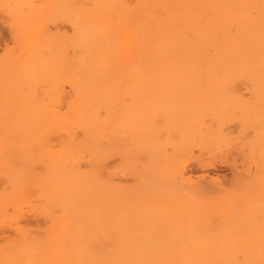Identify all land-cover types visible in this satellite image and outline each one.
Here are the masks:
<instances>
[{"label": "bare ground", "instance_id": "obj_1", "mask_svg": "<svg viewBox=\"0 0 264 264\" xmlns=\"http://www.w3.org/2000/svg\"><path fill=\"white\" fill-rule=\"evenodd\" d=\"M252 1L42 0L40 5L36 0L0 1L3 10L8 9L14 41L23 46L0 63V232L6 226L16 231L0 244V264H264L260 241L244 243L236 236L217 245L216 236L207 239L201 230L213 207L207 195L226 190L223 178L212 174V169L226 162L235 170L234 182L242 178L236 159H231L235 156L231 149L237 147L230 148L241 135L200 126L196 117L204 102L178 100L172 92L148 91L198 87L220 78L264 81V12L258 16L238 12V5ZM260 2L263 9L264 0ZM51 9L66 17L72 31H56L70 46L66 61L59 54L61 65L70 70L65 69L69 106L56 119H32L27 117L30 111L35 114L42 107V100L34 103L36 97L27 91L36 81L38 67L48 64L43 69L53 66L55 71L61 62L58 58L60 62L44 63L49 59L41 57L48 48L49 31L45 33L46 25L36 31L43 25L34 24L35 18L44 20ZM40 13L43 17H35ZM33 39L45 48L41 50L39 43L35 47ZM28 43L31 54L26 51ZM53 76L57 80V74ZM125 88L133 91L122 99L119 92ZM52 96L59 99L57 92ZM116 106L130 118L135 140L151 139L161 147L155 159L139 164L137 172L148 180L156 179L153 188L148 186L152 193L109 183ZM53 135L58 143H51ZM249 141L240 143L245 146ZM248 149L244 151L249 153ZM178 166L181 177L196 181V187L174 184L171 178ZM208 177L209 181H202ZM253 185H243L246 193L232 210L242 208L243 212L241 204L247 201L258 205L255 216L233 217L238 224L243 219L249 223L264 220L260 217L264 190ZM231 195L226 191L217 200L226 201ZM24 205L41 214L44 224L20 223L17 210L25 209ZM225 206L229 210L230 205ZM149 209L173 212L139 213ZM226 209L224 213L229 212Z\"/></svg>", "mask_w": 264, "mask_h": 264}, {"label": "rangeland", "instance_id": "obj_2", "mask_svg": "<svg viewBox=\"0 0 264 264\" xmlns=\"http://www.w3.org/2000/svg\"><path fill=\"white\" fill-rule=\"evenodd\" d=\"M0 1L2 2V0H0ZM7 1H9V0H7ZM10 1H12V0H10ZM132 1H133L132 3L134 4V0H132ZM10 3H12V2H10ZM36 3H38L40 5V4H42V0H36ZM225 4L226 3H222V6L226 7ZM1 5H0V63L3 62L5 59L7 62V60L10 59V55H15L16 54L15 52H17L18 49L20 51V48L23 47L22 45L20 46V44H17L14 41V37H13V34L11 32L10 24L8 21L10 18L9 17L10 15L9 16L7 15V14H9V13H7L8 9L6 7V9L3 10L4 7L2 8ZM261 5H262V2H260V0H254L251 3L248 2L242 6L238 5V8H239L238 12L241 11V13H243V11H244L247 14H252L253 16L254 15L258 16L259 14L264 12V10H263L264 8L262 9ZM234 7L235 6H233V8ZM241 8L242 9L244 8L246 10H244V9L242 10ZM51 10H52L51 14L49 11H46L45 14H47L46 15L47 17H45V15H43L44 13L43 14L40 13V15L39 14L35 15V17L36 16L40 17L43 15L44 20L38 19V18L37 19L35 18V20H34L35 25L40 24V23H41V25H43L42 28L39 26V28L41 30L39 28H38V30H36L37 29L36 28L35 29L36 31L41 32L42 29L44 28V26L45 25L47 26V29L46 28H44V29H45V33L49 31L48 33L50 35L49 36L50 38L48 37V35H46V38L47 37L48 38L45 40V44L47 41L48 45L50 47L46 44V47H48V48L44 52L42 51L43 52L42 53L40 51L45 48V47H43V45H40V43H39V42H42V40L40 41V38H38V37H37L38 38L37 40H39V42L36 39L35 40L33 39V40L35 41V47L39 43V47L41 49L40 50L38 47L37 49H39V51H37V53L40 52V54L42 53L43 56L44 55L46 56V57L41 56L43 59L46 58V60H47V58H49L48 59L49 61L53 59V61H52L53 63H54V60H56L57 62H60V60H61V62L58 66H60L63 69H60V67H58L54 71L53 70L54 67L50 64H49V66H52V67H48L47 70L45 67L43 69V66L47 67L48 64L47 65H40L41 67H38L39 70H38V73L36 72V76H35L36 81L33 82V84L28 87L27 91H29V92L31 91L30 94L33 93L31 98L36 97V100H35V98H33L35 101L34 103H38V99L42 100V104L40 105L42 107L40 108L41 110L40 109L38 110V113L37 112L35 114L32 113L33 115L31 114V111H30V115H27V117L28 118L33 117L32 119H34V118H38V119L52 118V120H53V118H54L53 116H55V119H56V118H58L60 112L68 111L66 109L69 106L68 105L69 98H67L66 96L69 95L68 92H70V85H69V82H67V80H66V76L68 74L65 72V69L68 70L67 71L68 73L70 72V70H69L68 66H66V68H64L65 66H62L63 65L62 59L64 57H68V54L70 55V49H69V52L66 49V47L69 48L70 46L68 45V42H67L65 37H62V38H64V41L61 38V36L58 37V34L56 33V31L60 30L63 32L64 30H68L67 31L68 34H71L72 31H71L70 23H68V20L66 19V17L65 16L62 17V15H57L53 9H51ZM38 21L40 23H38ZM42 21H44V22H42ZM234 27H236V26H234ZM48 28H49V30H48ZM40 32H38V33H40ZM52 32H54L55 34ZM55 36H56V38H55ZM33 40H31L32 42H29L31 44V46H30L31 48H32L33 43H34ZM52 42H56V43L51 45ZM29 43L26 45L28 46ZM53 45H54V47H53ZM30 47L28 46L29 49L28 50L26 49V51L29 52V50H32V49H30ZM33 49H34V47H33ZM62 49H64V52L62 51ZM19 51H18V53H19ZM21 51H23V50H21ZM62 52L64 55H67V56H64V55L62 56ZM24 54H25V51L23 53V56H24ZM28 54H31V53L29 52ZM40 54H39V56H40ZM59 54H61L62 59L60 58ZM57 55H59V56L55 57ZM36 56H37V54H36ZM41 57H39V59H41ZM48 60L45 61L44 63L45 64H46V62L51 63V61L49 62ZM64 60L66 61L67 58H64ZM0 66H1V64H0ZM50 68H52V69H50ZM53 74L55 77L57 74V80L51 79ZM54 76H53V78H54ZM68 77L69 76H67V78ZM225 79H227V78H220L217 81L201 82V83H199L200 86H198V87H190L189 88L186 86L185 87L184 86H177V87H172V88L171 87H164V88H157V89L156 88H152V89L149 88L148 91L149 90H150L149 92L155 91L156 94L157 93L163 94L164 92H166V93L170 92V94H171V92H172V94H171L172 97L175 96L176 99H178V100L188 101V102H196V101L204 102L205 107L203 108V110H201L200 114L196 117V122L200 126H215L218 129L221 128V130L222 129L223 130H230V131L232 130L233 132L236 133L237 137L241 135L240 136L241 139H237L239 141L238 142L239 144L237 143V140H236V142L234 143L235 146H233L234 144H231L232 146H230V148L237 147V148H233L234 150L231 149V151L233 153H235V156H233V157L231 156V159H233V158H234V160L236 159L235 161L237 163V168L239 169L240 174H242L241 175L242 178L241 179L239 178V180L237 179L234 182L233 175H234L235 170L233 171L234 168L232 169L230 167L231 165L229 166V164L228 165L225 164L226 162L225 163L218 162L217 167L212 169V174H213V172L216 173L215 176L218 173L220 174V177L223 178V181H222L223 184L222 185L226 186L227 188L225 187V189H226L225 192L217 191L218 193L217 192H211L210 195L209 194L207 195L206 199L208 200L210 205L213 207L209 208V211H208L209 213H207V214H209V218H210V220L208 218V220L206 221V223L208 222V224L204 223V225L201 227V230L204 233H207L206 234L207 239L213 240V238L217 237L216 241H218V242H216L214 239V242L217 245H220L221 241H222V244H224L229 240L232 241V240H235L237 238L236 240L240 239L239 240L240 242H243L245 240L244 243H246L248 241H250L252 243H254V242L259 243L258 241H260L259 246L261 245V247L262 246L264 247V243H263L264 242V220H263V222L261 220L260 222L254 221V222L249 223V220L247 221L246 219H243V220H239V224L237 222L238 220H233L234 219L233 217L242 216L245 218L246 216H248V214L251 216H255L254 215L255 214L254 209H256L258 205L253 206V204H249V203H247V201L246 202L244 201L241 204V207L245 208V209H243V212L241 211L242 208L237 209L238 211L232 210L233 207L236 206V204H238V203H240V201H242L241 197L242 198L244 197V194L246 193L245 189L249 188L250 185L255 184L253 182L256 181V184L253 185V187H256V189L259 188V190L260 189L264 190V81H259V80H254V79L253 80L252 79H241V78H240V80H238L239 78H235V79L233 78V80L231 78L227 79V80H225ZM184 83H186V82H184ZM132 91L133 90H131V89L129 90V89L125 88L121 92H119V96L122 99L123 98L126 99L129 97V94H131ZM56 92H57V95L59 98L57 100H56V97L54 99V97L52 96ZM33 95H35V96H33ZM28 96L29 95H27V100L29 99V101H31L30 100L31 98ZM30 103H32V101ZM242 105H243V108L244 107H247V108L242 109ZM250 107H252V109ZM115 109L117 112V117L115 118L114 123H113V126H115L114 138H113L112 144L109 148V174H108L109 175L108 176L109 183L112 186H113V183L114 184H117V183L123 184V186H125V188L126 187L129 188L130 191L139 190V191H146V192L148 191L149 193L150 192L152 193V191H154V190L153 189L149 190L148 186L150 185V187H151L152 184L155 185L157 183L156 179L150 177V179L148 180L149 177L148 178L142 177L140 175V173H137V172H138V170H140L139 164L141 162H143L144 160H149L150 158L155 159V157H156L155 155L159 153V149L161 150V147L160 146L157 147L153 142H151V139H147V140L143 139L140 141L135 140L133 135H132L133 130L131 127H129V126H131L130 120H129L130 118L126 114L124 115L123 112L121 113L119 111L120 110L119 106H116ZM27 113H29V112L27 111ZM56 114H58V115H56ZM25 116H26V114H25ZM256 132L261 134L260 138H259L260 134L258 135V133H256ZM242 136H244V139L242 138ZM55 138H56V140H55ZM245 139H246V141H245ZM249 139H251L252 143H251V141H249ZM57 141H58L57 135H53L51 143H54V144L58 143ZM242 141L243 142L249 141L250 143H247L248 146H247V144H245V146L244 145L242 146L241 145V143L243 144ZM253 141L257 147H255ZM249 144H250V146H249ZM253 146L255 148H253ZM244 147H246V148H244ZM243 148L244 149H247V148L251 149V151L249 149L248 150H249V153L250 152H252V153L249 154L248 151H246V150L244 151ZM244 152H246V153H244ZM239 153H241V154H239ZM248 156H250V157H248ZM135 165H137L138 167L137 166L135 167ZM179 170H181V168L178 166V168L175 169V172L173 174L174 176H172V178H171L173 181H175L174 184L176 183L175 184L176 186H187L190 188H194L197 186L196 181L187 180V179H184L183 177H181V173L179 172ZM199 172L200 171H197L198 174H199ZM256 176L257 177L260 176V178L258 179ZM253 178L255 179V181H252ZM257 179H258V181H257ZM209 180H210V177H208L207 179H203L202 181L206 182ZM194 182H196V183H194ZM248 182H251V183H248ZM147 183H149V184L147 185ZM241 183L243 185H246L245 187H247V188L243 187V185ZM111 185H110V189H111ZM131 187H133V188L137 187L139 189H132ZM240 187H242V189H239ZM151 188H153V187H151ZM234 188L236 190L237 189L238 190L234 191L235 190ZM241 190H243V193ZM226 191L227 192L229 191V194L230 193L232 194L230 196V199H229V196H227L228 200H226L227 202L231 201V203H227L226 201H219L218 202V200L221 199V194L226 193ZM236 192H237V194H236ZM212 193H213V195H212ZM208 196L212 199H208ZM214 198H215V200H214ZM237 199H239V200H237ZM235 202H237V203L235 204ZM225 204L230 205V207L228 206L229 210L226 209ZM214 205H217L218 208L216 206H215L216 207L215 208ZM221 205H223V206H221ZM245 205H247V208ZM23 207L25 209L19 208L17 210L18 214L16 213L17 219H18V221H20V223L30 224L33 226H36L37 224L38 225L44 224V220H43V217L41 216V214L39 215L38 213H36L33 209H31L28 206L25 207V205H24ZM222 208H224V209H222ZM125 209H126V207L124 208V210ZM225 209H226V211H229L227 213H230V214H227L225 212L228 217L230 216L229 218L224 213ZM230 209L234 212L233 214L230 211ZM248 209L252 210V211H248ZM9 210H11L10 212L13 211L12 208H10ZM162 210L166 211V213L168 212V214L173 212L172 209L171 210L149 209L148 211H146V210L139 211V213H142V214L145 213L148 215L155 214V213H164ZM127 211H129V210H127ZM127 211H124L125 215H128ZM221 211H222V214H221ZM250 212H251V214H250ZM252 212H253V215H252ZM132 213H135V212H132ZM223 213H224V215H223ZM240 213H241V215H240ZM20 214H22V215H20ZM212 214L214 217L212 216ZM214 214H216V215H214ZM261 214H263V215H261ZM218 215H220V216H218ZM260 217H264V211L260 212ZM26 221H27V223H26ZM227 221L228 222L230 221L229 224L226 223ZM256 223H257V226H256ZM204 226H206V227H204ZM6 227H5V231L0 232V244L1 245H2V243H4V241L7 239V237H11V236H14V234H16V231L12 226H10V227L6 226ZM247 232H248V234H247ZM230 233H233V234H230ZM237 233H239V234H237ZM240 233L242 234V236H240L241 235ZM209 234L212 236V238H210L211 236L210 237L208 236ZM247 238H249V240ZM224 239L226 240V242H224L225 241ZM260 239H262V240H260ZM262 243H263V245H262Z\"/></svg>", "mask_w": 264, "mask_h": 264}]
</instances>
